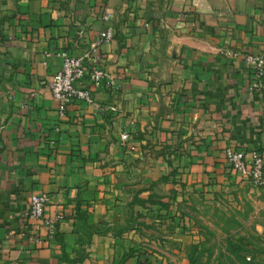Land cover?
Listing matches in <instances>:
<instances>
[{
	"label": "crops",
	"instance_id": "obj_1",
	"mask_svg": "<svg viewBox=\"0 0 264 264\" xmlns=\"http://www.w3.org/2000/svg\"><path fill=\"white\" fill-rule=\"evenodd\" d=\"M108 27L109 79L61 118L55 53ZM250 53L264 0H0V264H190L178 206L248 181L226 148L264 155ZM32 193L64 214L54 233L29 218Z\"/></svg>",
	"mask_w": 264,
	"mask_h": 264
},
{
	"label": "rangeland",
	"instance_id": "obj_2",
	"mask_svg": "<svg viewBox=\"0 0 264 264\" xmlns=\"http://www.w3.org/2000/svg\"><path fill=\"white\" fill-rule=\"evenodd\" d=\"M188 197L177 210L191 235L190 264H264L263 187L241 180Z\"/></svg>",
	"mask_w": 264,
	"mask_h": 264
},
{
	"label": "built area",
	"instance_id": "obj_3",
	"mask_svg": "<svg viewBox=\"0 0 264 264\" xmlns=\"http://www.w3.org/2000/svg\"><path fill=\"white\" fill-rule=\"evenodd\" d=\"M218 15L222 16L223 13L219 12ZM110 18L111 14L104 16L105 20H110ZM182 18L183 15L178 16L179 20ZM113 38L112 28L108 27L102 30L99 38L91 42L80 55H73L65 49H60L55 53L56 56L61 58L62 62L49 85L61 118L67 116L68 106L76 101L82 100L93 103V88L100 87L109 79L110 73L102 65L104 56L101 52V46ZM48 55H51V53H48ZM245 61L253 69L257 78H263L264 54H247ZM131 140V134L128 131L122 132V144L130 150H135L136 145ZM225 158L233 171L242 178L258 186H264V155L260 151L236 150L230 147L225 150ZM47 200L48 197L44 193H32L29 197V218L35 222H42L50 233H54L58 222L64 218V214H58L53 218L46 217ZM248 260H250V257H248Z\"/></svg>",
	"mask_w": 264,
	"mask_h": 264
}]
</instances>
